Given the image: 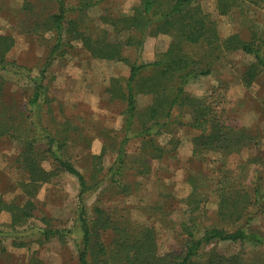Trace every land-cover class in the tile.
I'll return each mask as SVG.
<instances>
[{
  "label": "rangeland",
  "instance_id": "obj_1",
  "mask_svg": "<svg viewBox=\"0 0 264 264\" xmlns=\"http://www.w3.org/2000/svg\"><path fill=\"white\" fill-rule=\"evenodd\" d=\"M66 1L74 6L80 0ZM91 1L99 4L82 15L73 13L81 30L94 38L106 31L109 43L119 38L124 42L128 32L117 35L114 26L105 24L104 19L112 23L114 18L130 16L142 0ZM219 1L196 0L195 6L208 16L209 25H216L222 44L226 46L233 37L246 42L262 37L264 0H234L237 6L225 15L218 12ZM57 11L54 0H0V36L14 39V46L5 57L9 69L0 70V125L8 122L2 112L13 113L18 118L13 133L22 135L9 134L0 140V197L9 203L22 204L28 198L21 186L28 180L27 173L18 162L26 147L24 136L30 135L37 151L47 147L45 133L38 128L35 134L29 133L26 125L31 119L37 123L34 116L28 115V101L55 45L56 32L43 26ZM71 44L63 45L46 70L47 100L43 99L38 123L65 142L62 155L86 177L91 189L85 196V206L91 224L97 219L96 210L101 208L112 225L121 229L116 233L110 228L99 237V243L106 248L99 255L102 261L123 264L124 255L115 244L117 235L128 232L137 236L147 228L154 231L159 254L177 259L184 250L181 226L191 217L193 200H199V237L204 229H231L249 220L252 231L264 236V207L249 208L255 176L264 190V73L258 74L251 84L247 81V70L255 63L253 56L234 49L232 43L216 51L204 44L192 45L176 32L147 37L142 50L124 47L123 57L130 62L170 61L169 53L174 52L173 56L210 69L209 76L200 74L188 82L186 103L189 107L206 98L226 130L225 143L204 146L199 141L205 142L203 130L189 127L194 119L191 106L175 107L164 133L153 137L164 149L162 152L147 146L141 138L129 143L123 178L127 190L123 192L104 179L117 157L126 120L125 101L113 98L111 92L125 91L129 65L96 59L78 40ZM142 74L152 80L148 82L149 89L154 81L159 83L163 78L160 69L154 67ZM180 75L175 72L165 77L161 91L157 87L148 95L138 93L139 110L162 97L167 98L163 99L167 106L179 86ZM42 166L48 172L55 170L50 160H44ZM79 193L77 178L62 171L41 186L33 198L35 217L28 226L17 230L15 236L0 237V264H31L34 260L43 264H79ZM234 204L246 213L242 221L230 216ZM10 224L11 214L2 213L1 228L8 232ZM46 225L70 234L45 241L38 229ZM210 259L215 261L210 264H264V247L249 242L216 241L205 246L193 261L209 264Z\"/></svg>",
  "mask_w": 264,
  "mask_h": 264
},
{
  "label": "trees",
  "instance_id": "obj_2",
  "mask_svg": "<svg viewBox=\"0 0 264 264\" xmlns=\"http://www.w3.org/2000/svg\"><path fill=\"white\" fill-rule=\"evenodd\" d=\"M54 1L58 5V11L45 21L43 27L49 31L56 32L55 45L51 49L44 68L40 71L39 79L34 84L33 94L28 101L31 107L28 110V115L29 117L34 116L37 123L31 119L26 125V131L29 133L34 132L33 134H35L37 131L36 128L45 133L47 147L45 150L37 151L30 135L29 137L24 136L27 139L23 141L26 147L20 153L18 162L20 167L27 173L28 180L22 182L21 186L24 194L28 198L24 203L18 204L16 202H6L3 197H0V216L4 212L11 214V224L7 227L8 232H5L0 225V237L8 238L15 236L18 234L17 230L28 226L30 220L35 217L36 205L33 198L36 197L41 186L50 183L51 179L58 172L62 171L77 178L80 185L78 203L82 247L79 251L78 262L79 264H106L99 257L101 253L106 252L105 246L99 243V237L110 228L116 230V233L121 229L112 225L111 218L101 208L96 210L97 219L91 224L85 206V196L88 194L89 188L91 189V187H88L89 183L86 177L70 160L62 155L63 144L65 142H61L56 136L49 134L47 129L38 123V119L41 118V112L43 110V99L45 98L47 100V87L44 85L47 68L52 65L63 45L71 47V42L75 40L80 41L96 59L123 61L129 65L130 72L126 80L125 91L118 93L111 92L113 98L125 101L126 120L122 137L116 150L117 157L109 167L104 179L109 184L114 185L117 189L124 192L127 190L123 178L126 171L127 148L129 143L133 139L141 138L147 142V146L151 145L155 150L162 152L164 149L155 143L153 137L161 136L164 133V130L169 124L167 121L173 118L175 107H188L186 103L187 95L185 94V87L188 82L200 74L204 76L211 74L210 69H202L198 63L191 64L189 63L190 61H186L184 58L176 55L173 56L175 54L174 52L169 53V57H172L170 61L162 59L153 63L130 62L123 57L124 47L134 46L138 50H142L144 40L147 37L167 35L174 32L180 34L183 39L192 45L204 44L214 51L222 47H229L232 43L234 49L241 50L243 53L251 55L255 59V63L249 67L246 73L248 77L247 81L251 84L258 74L264 73V32L261 38H256L252 42H246L235 37L230 38L225 46L220 42L221 40L217 33L216 25H209L208 16L203 13L200 6H195L196 0H142L140 6L134 9L132 15L114 18L112 23L111 20L104 19L105 24H112L114 26L117 35L124 32H128L129 34L124 42L118 37L119 39L116 42L109 43L108 33L106 31L102 32V34L98 33L96 38H94L93 35H87L86 32L81 30L79 22L72 17L73 13L80 12V15H82L88 12L90 8L95 7L99 2L93 3L91 0H80L76 5L69 6L66 0ZM236 6L234 0H220L217 9L220 15H225L230 13ZM65 38L68 40L66 43ZM235 40L237 41L235 42ZM13 46L14 39L12 37L0 36V70L3 68L9 69L5 62V57ZM211 54L214 56L216 53ZM150 67L159 68L163 78L159 79L160 84L154 81L149 89L148 82L151 78L142 77V72ZM175 72H180L181 74L178 78L180 79V83L174 90V94L167 103V106L164 101L167 98L162 97V99L158 98L160 100L156 99L153 105L147 109L143 111L139 110L136 98L138 93L148 95L153 88L157 87L161 91L164 79H166L165 77ZM190 106L192 109L190 115H193L194 119L189 127L201 129L203 130L202 135H205L203 137L205 142L203 140L199 141L204 146H209L211 142L216 145L225 143L224 136L226 127H224V122L218 119L214 105L209 106L205 98V101H197ZM1 114V116L7 117L4 121L8 120L9 123L5 122L0 125V140L6 138L9 134L15 137L19 134L22 136L21 133H13L15 122L18 118L14 117L13 113H9L8 115L2 112ZM44 160L51 161L55 168L53 172L45 170L42 166ZM252 184L253 194L249 208L251 206H253V209L264 207V190L258 183L257 176L253 178ZM193 202L195 206L191 212V217L188 222H184L181 226L184 237V250L181 256L173 259L171 256L160 255L154 231L147 228L138 232L139 234L137 236L128 232L122 236L117 235L115 244L124 255L121 259L124 261L123 264H194L193 260L201 255L204 247L216 241L231 243L249 242L264 247V236L256 231H252L251 224L249 223L251 220L243 226H235L231 229L220 226L204 229L202 232L203 235L199 237V233L202 230L198 222L199 209L197 204L199 200H193ZM244 214L246 213H243L241 208L234 204L233 212L230 216H235L236 220L239 219L242 221ZM38 233L45 241H49L54 237L64 238L70 234L69 231L63 232L49 225L39 228ZM211 262L215 263V261H211L210 259L209 264ZM31 264L43 263L34 260Z\"/></svg>",
  "mask_w": 264,
  "mask_h": 264
}]
</instances>
